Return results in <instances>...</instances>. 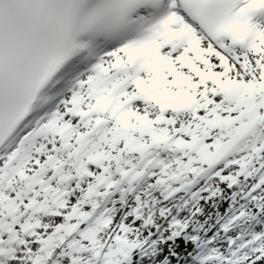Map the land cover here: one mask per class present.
Instances as JSON below:
<instances>
[{"label":"snow or ice","instance_id":"1","mask_svg":"<svg viewBox=\"0 0 264 264\" xmlns=\"http://www.w3.org/2000/svg\"><path fill=\"white\" fill-rule=\"evenodd\" d=\"M0 264H264V0H0Z\"/></svg>","mask_w":264,"mask_h":264}]
</instances>
